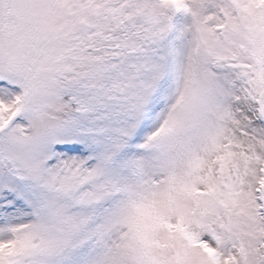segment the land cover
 <instances>
[{"label":"snow or ice","instance_id":"snow-or-ice-1","mask_svg":"<svg viewBox=\"0 0 264 264\" xmlns=\"http://www.w3.org/2000/svg\"><path fill=\"white\" fill-rule=\"evenodd\" d=\"M0 264H264V0H0Z\"/></svg>","mask_w":264,"mask_h":264}]
</instances>
